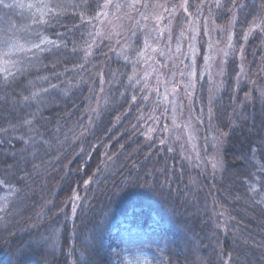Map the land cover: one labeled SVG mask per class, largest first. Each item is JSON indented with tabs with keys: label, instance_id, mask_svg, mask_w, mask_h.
<instances>
[{
	"label": "trees",
	"instance_id": "obj_1",
	"mask_svg": "<svg viewBox=\"0 0 264 264\" xmlns=\"http://www.w3.org/2000/svg\"><path fill=\"white\" fill-rule=\"evenodd\" d=\"M107 1L0 0L2 48L46 41L0 69V264H264V43L243 40L262 0L209 4L217 25L244 22L210 115L203 159L222 151L211 184L172 133L147 132L142 89L128 83L138 62L93 46Z\"/></svg>",
	"mask_w": 264,
	"mask_h": 264
},
{
	"label": "rangeland",
	"instance_id": "obj_2",
	"mask_svg": "<svg viewBox=\"0 0 264 264\" xmlns=\"http://www.w3.org/2000/svg\"><path fill=\"white\" fill-rule=\"evenodd\" d=\"M201 1L195 10L189 6V0H108V6L104 7V3L97 14L91 38L93 46L100 47L104 43L107 49L116 48L119 56L129 53L128 56L138 62L129 72L128 83L139 85L141 96L148 100H143L142 106V110H146L144 115H148L144 121L147 132L151 136L157 133L161 140L172 133L185 162L199 164L197 174L211 184L214 175L221 173L222 151L212 146V162L203 159L204 153H208L206 146L210 144L206 142H210L212 134L210 115L213 105L223 97L221 73L223 63L234 48L233 28L244 22L230 13L225 23L217 25L208 11L212 0ZM242 4L240 2L239 7ZM257 11L259 14L255 17L254 10L251 13L254 18L245 26L243 40L257 35L261 44L264 43V0ZM45 44L44 38L25 45L15 42L3 48L0 43L1 71L11 72L7 63L11 57L33 56L36 50L45 54L41 48ZM243 51L244 48L239 49L240 56ZM244 71V66L238 68V74ZM262 73L260 83L254 85V94L263 103L264 70ZM243 74H239V80ZM250 94L248 90L240 101L248 100ZM237 101L234 98L229 103L235 102L236 110ZM153 118L158 122L153 123ZM203 120H207L206 130L201 128ZM159 125L162 128L156 131ZM236 175L239 174L233 178ZM208 190L212 193L210 186Z\"/></svg>",
	"mask_w": 264,
	"mask_h": 264
},
{
	"label": "snow or ice",
	"instance_id": "obj_3",
	"mask_svg": "<svg viewBox=\"0 0 264 264\" xmlns=\"http://www.w3.org/2000/svg\"><path fill=\"white\" fill-rule=\"evenodd\" d=\"M108 6V4L106 3L105 5H104V7H107ZM5 7H11V5H5ZM120 6L119 5H117V8H119ZM37 47H39V45H36Z\"/></svg>",
	"mask_w": 264,
	"mask_h": 264
}]
</instances>
